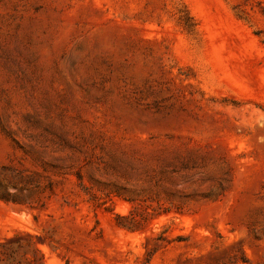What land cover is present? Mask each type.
<instances>
[{
	"label": "rangeland",
	"instance_id": "rangeland-1",
	"mask_svg": "<svg viewBox=\"0 0 264 264\" xmlns=\"http://www.w3.org/2000/svg\"><path fill=\"white\" fill-rule=\"evenodd\" d=\"M0 264H264V0H0Z\"/></svg>",
	"mask_w": 264,
	"mask_h": 264
}]
</instances>
